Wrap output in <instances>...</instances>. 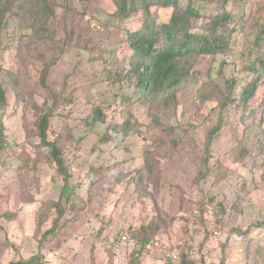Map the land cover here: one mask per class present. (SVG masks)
<instances>
[{"label": "rangeland", "instance_id": "obj_1", "mask_svg": "<svg viewBox=\"0 0 264 264\" xmlns=\"http://www.w3.org/2000/svg\"><path fill=\"white\" fill-rule=\"evenodd\" d=\"M223 1L178 2L203 28ZM116 2L0 0V264H264V80L231 117L212 95L254 77L246 47L264 0H225L232 49L151 94L130 84L127 31L176 9L146 0L124 17ZM46 110L68 182L39 136Z\"/></svg>", "mask_w": 264, "mask_h": 264}, {"label": "trees", "instance_id": "obj_2", "mask_svg": "<svg viewBox=\"0 0 264 264\" xmlns=\"http://www.w3.org/2000/svg\"><path fill=\"white\" fill-rule=\"evenodd\" d=\"M139 1V0H138ZM117 0L116 5L120 16L128 17L135 13L138 9L144 8L149 11V5L145 4L146 0ZM162 5L172 6L176 10L170 17L169 21L164 23L155 20L143 21L141 28L136 30H128L126 41L135 51L136 60L132 61V67L127 70V74L132 78L130 84H134L141 90L151 92L170 88L172 85L179 84L182 80L190 76V70L202 54H226L231 50V41L235 31L228 34L230 27L234 25L235 16L232 11L227 10L225 0L217 9L209 24L203 28L195 25V18L199 14L198 8H194L190 3L186 9L179 8V0H160ZM156 2V1H155ZM244 19V15H243ZM201 29L190 31V28ZM246 25L244 24L243 29ZM264 47V21L259 23L255 41L248 40L246 53L248 60L245 61V69L254 74L250 81L243 83L239 90L236 89V82L231 80L225 90L218 88L214 97L218 99V108L220 112L227 116H233L238 112V108L231 112L232 106L238 102V105H247L255 97V92L264 80V52L257 53L260 48ZM210 98V96H209ZM4 99V90L0 84V100ZM262 107L263 105H252L254 107ZM40 117L38 124L39 136L41 140L48 145L54 160L57 163L58 172L64 176L66 182L69 180V172L65 169V160L59 155V147L54 142L48 140V127L51 110H46ZM98 119H101L99 117ZM218 127H216L217 129ZM213 131L208 134L207 147L213 142ZM5 145V136L0 123V148ZM207 175L204 173L200 176V180ZM60 215L63 210H59ZM127 234V232H126ZM128 235V234H127ZM234 235V233H230ZM130 236L128 239L122 240L118 235V244L133 245L135 242ZM146 241L141 244L142 248L150 247L152 239L144 238ZM139 247V246H138ZM138 249H141L140 247ZM9 264H43L42 255L34 254L27 259L12 261ZM183 264H197L194 260H186Z\"/></svg>", "mask_w": 264, "mask_h": 264}, {"label": "built area", "instance_id": "obj_3", "mask_svg": "<svg viewBox=\"0 0 264 264\" xmlns=\"http://www.w3.org/2000/svg\"><path fill=\"white\" fill-rule=\"evenodd\" d=\"M119 236L122 238V240L128 239V235L126 234V232H121Z\"/></svg>", "mask_w": 264, "mask_h": 264}]
</instances>
